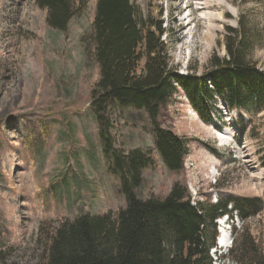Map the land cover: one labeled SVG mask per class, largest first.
<instances>
[{
    "label": "rangeland",
    "instance_id": "rangeland-1",
    "mask_svg": "<svg viewBox=\"0 0 264 264\" xmlns=\"http://www.w3.org/2000/svg\"><path fill=\"white\" fill-rule=\"evenodd\" d=\"M132 2L144 15L163 13V39L181 75L206 73L214 52L226 56V26L238 27L241 13L262 36L253 57L264 67V0ZM76 3L78 14L59 31L38 0H0V252L9 253L8 264L38 263L44 224L51 222L52 231L66 218L117 214L127 206L90 108L100 78L91 38L97 0ZM211 112L204 120L182 90L161 108V126L188 144L178 172L165 165L146 110L113 103L107 115L116 149H143L154 158L142 171L140 199H163L176 184L193 205L255 199L238 222L264 247V113L232 110L222 98ZM235 236L228 237L232 248ZM231 247L211 251L214 263L237 264Z\"/></svg>",
    "mask_w": 264,
    "mask_h": 264
},
{
    "label": "trees",
    "instance_id": "trees-1",
    "mask_svg": "<svg viewBox=\"0 0 264 264\" xmlns=\"http://www.w3.org/2000/svg\"><path fill=\"white\" fill-rule=\"evenodd\" d=\"M38 4L47 10L49 26L59 31L68 30L81 7L76 0H38ZM162 15H144L132 0H97L91 38L100 78L90 108L97 118L105 154L112 161L111 171L121 180L127 206L117 214L66 218L52 231L51 222L42 225L38 243L43 253L37 264H215L210 249L219 235L216 218L230 212L231 203L242 217H246L247 205H255L257 200L249 198L193 205L178 184L163 199L142 200L136 194L142 171L154 158L143 149L127 153L114 147L107 115L111 104L148 112L158 151L173 172L183 169L188 144L163 128L158 118L161 108L180 90L206 121L218 98L230 109L264 113V67L253 57L263 39L259 31L251 29L246 13L239 16L238 27L226 26V56L214 52L202 75L193 71L181 75L173 69L163 39L167 27ZM245 230L236 233L231 249L234 262L264 264V247ZM8 254L0 252L3 264H8Z\"/></svg>",
    "mask_w": 264,
    "mask_h": 264
},
{
    "label": "bare ground",
    "instance_id": "bare-ground-1",
    "mask_svg": "<svg viewBox=\"0 0 264 264\" xmlns=\"http://www.w3.org/2000/svg\"><path fill=\"white\" fill-rule=\"evenodd\" d=\"M220 242H221L222 245H227L228 244V238H227V236L225 234L221 238ZM211 251H213V247L210 249V254H211Z\"/></svg>",
    "mask_w": 264,
    "mask_h": 264
}]
</instances>
